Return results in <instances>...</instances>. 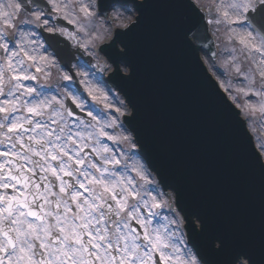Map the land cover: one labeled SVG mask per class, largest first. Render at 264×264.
Wrapping results in <instances>:
<instances>
[{"label":"snow or ice","instance_id":"6c2138e0","mask_svg":"<svg viewBox=\"0 0 264 264\" xmlns=\"http://www.w3.org/2000/svg\"><path fill=\"white\" fill-rule=\"evenodd\" d=\"M142 2L0 0V264H210L206 251L224 252L135 126L124 37ZM178 6L181 47L264 169V0ZM241 258L255 264L243 249L226 264Z\"/></svg>","mask_w":264,"mask_h":264},{"label":"water","instance_id":"95a60500","mask_svg":"<svg viewBox=\"0 0 264 264\" xmlns=\"http://www.w3.org/2000/svg\"><path fill=\"white\" fill-rule=\"evenodd\" d=\"M142 8L140 27L124 37L134 74L123 87L147 153L225 240L223 253L206 251L210 264H226L241 249L264 264V169L181 47L178 0H143Z\"/></svg>","mask_w":264,"mask_h":264},{"label":"clouds","instance_id":"9594fccd","mask_svg":"<svg viewBox=\"0 0 264 264\" xmlns=\"http://www.w3.org/2000/svg\"><path fill=\"white\" fill-rule=\"evenodd\" d=\"M240 264H246V258H241Z\"/></svg>","mask_w":264,"mask_h":264},{"label":"rangeland","instance_id":"374dc122","mask_svg":"<svg viewBox=\"0 0 264 264\" xmlns=\"http://www.w3.org/2000/svg\"><path fill=\"white\" fill-rule=\"evenodd\" d=\"M129 5H131V4H129ZM204 55V53L202 52V56Z\"/></svg>","mask_w":264,"mask_h":264}]
</instances>
